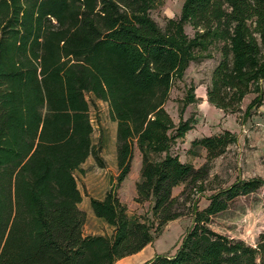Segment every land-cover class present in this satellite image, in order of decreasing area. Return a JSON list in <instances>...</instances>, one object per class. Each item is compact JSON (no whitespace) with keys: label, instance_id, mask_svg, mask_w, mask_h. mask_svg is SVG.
<instances>
[{"label":"trees","instance_id":"obj_1","mask_svg":"<svg viewBox=\"0 0 264 264\" xmlns=\"http://www.w3.org/2000/svg\"><path fill=\"white\" fill-rule=\"evenodd\" d=\"M161 1L0 0V264H116L184 215L187 191L202 193L211 161L236 142L228 131L193 140L191 148L206 152L197 169L169 154L176 137L164 105L196 51L219 45L209 104L236 113L253 94L244 118L261 106L264 0H184L166 32L149 16ZM86 94L106 103L116 123L118 175L103 199L90 200L111 237L84 235L78 207L74 172L98 158ZM190 128L182 122L176 136ZM134 147L141 156L134 202H151V225L129 216L116 194ZM263 185L260 178L236 180L212 193L204 209L192 203V226L176 253L143 264H264V233L253 247L209 227Z\"/></svg>","mask_w":264,"mask_h":264},{"label":"rangeland","instance_id":"obj_2","mask_svg":"<svg viewBox=\"0 0 264 264\" xmlns=\"http://www.w3.org/2000/svg\"><path fill=\"white\" fill-rule=\"evenodd\" d=\"M183 2L184 0H162L150 11L149 16L161 31L166 32L170 21H178ZM183 32L188 38L193 37V31L188 25L183 27ZM218 46L211 44L205 50L196 51L182 76L173 79L164 105L173 122L170 134L176 137L169 154L197 169L205 163L206 152L200 148H191L193 140L228 131L235 135L236 142L229 145L224 154L211 161L209 176L204 184L205 190L199 194L187 191L190 196L184 202V215L167 223L161 234L154 236L142 256L152 255L153 258L155 255L173 256L176 253L192 226V203L195 202L196 208L202 210L207 206L208 197L212 193L230 186L236 180L260 178L264 181V82L261 83L262 104L254 108L247 118L243 114L254 98L253 94L244 97L240 111L236 113H224L209 104L206 90L212 71L220 59ZM187 95H191L193 101L188 102ZM85 98L89 104V118L93 127L92 145L98 158L89 156L80 169L74 172V176L82 197L80 207L88 211L91 210L90 200L103 199L114 185L118 170L116 123L111 121L106 103L95 99L91 94H86ZM185 121H188L191 128L183 137L176 136L178 126ZM163 156L164 154L160 155L161 158ZM140 167L141 156L134 147L130 172L116 194L129 216L151 225V202H134L135 184L140 180ZM183 189L184 185L174 188L172 196L178 197ZM181 200L184 198H180ZM92 215L85 214L83 234L111 237L113 228ZM209 227L218 234L242 240L254 247L259 235L264 233V185L247 196L235 199L225 211L210 219Z\"/></svg>","mask_w":264,"mask_h":264},{"label":"crops","instance_id":"obj_3","mask_svg":"<svg viewBox=\"0 0 264 264\" xmlns=\"http://www.w3.org/2000/svg\"><path fill=\"white\" fill-rule=\"evenodd\" d=\"M82 203V200L80 202V204ZM80 204L78 205L79 209L82 210L86 215H92V210H83L81 207H80ZM90 207V205H89ZM94 216V215H92ZM150 246L147 245L142 251L138 252L137 254H134V255H131V256H128V257H125L119 261L116 262V264H142V263H145L147 260L151 259L152 258V255L150 256H142V254L145 252V250Z\"/></svg>","mask_w":264,"mask_h":264}]
</instances>
